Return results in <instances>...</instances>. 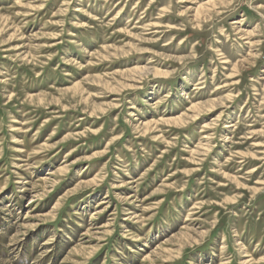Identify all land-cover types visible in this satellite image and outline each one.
Masks as SVG:
<instances>
[{
	"label": "rangeland",
	"instance_id": "1",
	"mask_svg": "<svg viewBox=\"0 0 264 264\" xmlns=\"http://www.w3.org/2000/svg\"><path fill=\"white\" fill-rule=\"evenodd\" d=\"M0 264H264V0H0Z\"/></svg>",
	"mask_w": 264,
	"mask_h": 264
},
{
	"label": "bare ground",
	"instance_id": "2",
	"mask_svg": "<svg viewBox=\"0 0 264 264\" xmlns=\"http://www.w3.org/2000/svg\"><path fill=\"white\" fill-rule=\"evenodd\" d=\"M237 32H238V31H237ZM194 107H196V105L193 106V108H194ZM196 115H197V114H193L192 118L196 117ZM194 119H195V118H194ZM179 120H180V119H179ZM192 120H193V119H192ZM186 122H187V121H186ZM229 126H230V125H229ZM147 128H148V127H147ZM24 183H26V182H24Z\"/></svg>",
	"mask_w": 264,
	"mask_h": 264
}]
</instances>
